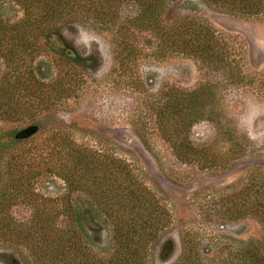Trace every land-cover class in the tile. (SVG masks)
<instances>
[{"label": "rangeland", "instance_id": "374dc122", "mask_svg": "<svg viewBox=\"0 0 264 264\" xmlns=\"http://www.w3.org/2000/svg\"><path fill=\"white\" fill-rule=\"evenodd\" d=\"M141 11L142 4L133 0H87L62 20L53 39L61 46L40 54L34 65L49 80L58 74L59 52L73 53L83 66L80 85L74 94L57 97L49 110L39 109L35 119L23 116L10 123L0 117V134L36 124L39 132L28 143L33 146L72 126L78 144L128 163L169 211L157 241L145 252L148 264H178L183 249L198 251L207 264H254L248 252L264 258V220L254 213L255 203L264 200L255 194L264 186V0L253 8L228 0L164 1L163 24L193 19L220 38L226 61L221 70L181 52L158 50L153 27L135 24ZM23 14L14 0H0L1 18L13 22ZM122 41L136 54L116 59ZM5 70L0 59V79ZM208 83L216 86L217 108L189 133L208 156L205 162L189 161L158 128V110L178 90ZM2 172L0 165V186ZM36 190L58 199L66 188L60 178L44 175ZM31 209L17 204L10 215L25 221ZM111 229L106 227L95 250L110 251ZM0 264L36 262L25 247L0 243Z\"/></svg>", "mask_w": 264, "mask_h": 264}, {"label": "trees", "instance_id": "16d2710c", "mask_svg": "<svg viewBox=\"0 0 264 264\" xmlns=\"http://www.w3.org/2000/svg\"><path fill=\"white\" fill-rule=\"evenodd\" d=\"M14 1L23 8V16L13 22L0 17V59L6 68L0 79V117L10 123L23 116L35 119L39 109L49 110L57 97H68L77 90L83 66L73 53L59 52L58 74L49 80L34 61L42 53H55V47L61 46L53 40L58 24L77 14L87 2L79 5V0ZM133 1L142 4L135 24L145 21L146 28L153 27L158 50L193 56L213 70L226 67L220 38L209 26L193 19L167 26L161 19L165 0ZM228 1L252 8L259 2ZM118 45L116 59L136 54L131 43L122 41ZM213 87L216 86L208 83L193 90H178L158 110L157 126L180 158L203 162L208 156L205 147L192 143L189 133L196 122L209 118L217 108ZM72 128L56 131L48 141L33 146L28 143L39 132L36 124L0 134L4 178L0 186V243L25 247L36 264H148L145 252L157 241L169 211L128 163L78 144ZM44 175L64 182L66 191L60 198L37 192L36 183ZM255 194L264 199V186H258ZM81 198L84 203L79 201ZM17 204L32 208L27 220L19 221L10 215ZM254 209L256 216L264 220V200L257 201ZM105 226L112 228L108 253L95 250L99 249L96 244L100 243ZM196 253L183 249L178 264H207ZM248 259L264 264V258H256L250 252Z\"/></svg>", "mask_w": 264, "mask_h": 264}]
</instances>
